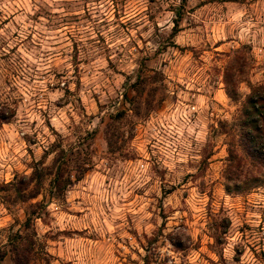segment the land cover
Wrapping results in <instances>:
<instances>
[{
	"label": "rangeland",
	"instance_id": "1",
	"mask_svg": "<svg viewBox=\"0 0 264 264\" xmlns=\"http://www.w3.org/2000/svg\"><path fill=\"white\" fill-rule=\"evenodd\" d=\"M249 83L264 0H0V264L36 201L50 264H264V186L225 189Z\"/></svg>",
	"mask_w": 264,
	"mask_h": 264
},
{
	"label": "trees",
	"instance_id": "2",
	"mask_svg": "<svg viewBox=\"0 0 264 264\" xmlns=\"http://www.w3.org/2000/svg\"><path fill=\"white\" fill-rule=\"evenodd\" d=\"M180 13H176V19L173 21L171 34L174 36L179 31ZM142 66H144L142 64ZM231 74L225 73V91L232 100H237V91L230 88L233 82L230 80ZM226 127L223 125V128ZM232 128L233 140L227 143V191L235 190L237 192L248 191L256 186H264V84H250L249 92L245 96L241 105V110L236 121L230 126ZM52 177L49 186L53 198H60L66 188L73 183L71 175L63 177L59 169L51 173ZM44 167H33L32 175L29 179H35L36 186H39L43 180ZM80 177L76 176L75 180ZM39 191H31L23 194L21 189L17 190V198L20 201H26L35 198ZM40 206V208H39ZM46 202L30 203L25 211L23 221L24 233L14 235L11 240V255L13 264H34L39 254L47 256L43 244L37 239L34 229V221L41 218L40 209H45ZM38 208V210H36ZM6 255V251L0 252V259ZM44 260L45 264H50L45 257H38Z\"/></svg>",
	"mask_w": 264,
	"mask_h": 264
}]
</instances>
